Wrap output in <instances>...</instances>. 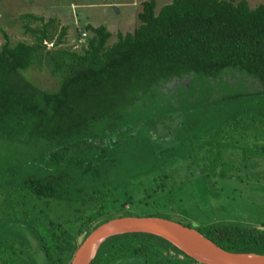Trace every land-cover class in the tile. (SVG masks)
<instances>
[{"label": "trees", "instance_id": "1", "mask_svg": "<svg viewBox=\"0 0 264 264\" xmlns=\"http://www.w3.org/2000/svg\"><path fill=\"white\" fill-rule=\"evenodd\" d=\"M156 4L142 1L134 29L114 42L105 25L85 22L74 47L69 25L34 13L18 17L30 41L1 30L0 145L45 141L53 151L42 175H0V264H70L78 236L118 216L191 227L181 215L196 177L226 187L264 177V4ZM28 68L58 79L57 89L28 80ZM194 228L225 250L264 254L263 225ZM89 264L202 263L136 232L105 239Z\"/></svg>", "mask_w": 264, "mask_h": 264}, {"label": "rangeland", "instance_id": "2", "mask_svg": "<svg viewBox=\"0 0 264 264\" xmlns=\"http://www.w3.org/2000/svg\"><path fill=\"white\" fill-rule=\"evenodd\" d=\"M142 0H0V43L4 41L2 31H5L12 42L19 40L30 41L24 34L19 21V15L34 13L57 17L61 23L69 25L68 44L77 46L74 31L81 30L85 22L103 24L112 33L111 42L116 41L118 32H130L136 26L137 12L141 8ZM156 10L171 0H156ZM251 7L264 4V0H246ZM2 30V31H1ZM50 45V44H49ZM29 69V68H28ZM23 71L24 76L32 81H41L42 88L56 90L58 79L50 77L46 71L37 68ZM150 112L155 111V103L148 105ZM143 114L148 116L144 110ZM177 118L172 121L165 119L163 123L175 126ZM157 122V120H151ZM168 125V127H169ZM162 124H157L156 127ZM161 132H167L168 128H160ZM53 149L45 141L33 142L30 145L20 146L0 145V175H6L2 171L10 167L20 168L17 177L27 174L42 175L49 171V160ZM78 161L79 158L73 157ZM70 162V169L75 166ZM264 163V162H263ZM60 161L57 162L59 166ZM56 165V166H57ZM264 165V164H263ZM143 176H139L141 179ZM144 179V178H143ZM213 181V180H212ZM207 176H198L190 188L194 190L188 195L186 215H181L186 221L192 223L203 221L227 220L249 225L264 226V177L259 183L252 185L247 183H233L230 187L225 185L230 181L216 178L212 182ZM145 182V181H144ZM143 182V183H144ZM225 186L224 189H221Z\"/></svg>", "mask_w": 264, "mask_h": 264}, {"label": "water", "instance_id": "3", "mask_svg": "<svg viewBox=\"0 0 264 264\" xmlns=\"http://www.w3.org/2000/svg\"><path fill=\"white\" fill-rule=\"evenodd\" d=\"M159 216H118L106 220L86 236H78V247L70 264H89L100 244L113 235L149 233L159 236L202 264H264V254L228 251L203 236L194 227Z\"/></svg>", "mask_w": 264, "mask_h": 264}, {"label": "crops", "instance_id": "4", "mask_svg": "<svg viewBox=\"0 0 264 264\" xmlns=\"http://www.w3.org/2000/svg\"><path fill=\"white\" fill-rule=\"evenodd\" d=\"M142 1H144V0H142ZM142 1L140 2V3H142ZM157 2V1H156Z\"/></svg>", "mask_w": 264, "mask_h": 264}]
</instances>
